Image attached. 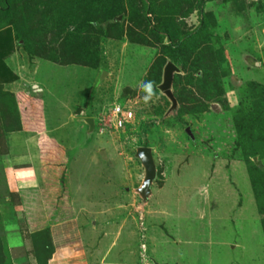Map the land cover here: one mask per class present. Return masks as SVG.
Returning <instances> with one entry per match:
<instances>
[{
    "label": "rangeland",
    "instance_id": "1",
    "mask_svg": "<svg viewBox=\"0 0 264 264\" xmlns=\"http://www.w3.org/2000/svg\"><path fill=\"white\" fill-rule=\"evenodd\" d=\"M51 1L15 3L19 9L32 4L21 9L17 24L32 52L0 19V264L25 249L36 259L32 234L39 230L24 218L16 229L12 213L22 201L15 181L28 177L50 190L68 182L77 212L71 237L55 243L50 233L55 249L47 264H62V256L67 264H86L85 254L94 259L87 264H264V146L250 128L241 142L237 137L238 124L264 99V0H167L163 6L162 0H109L122 29L96 39L92 32L77 34L85 14L99 13L96 0ZM157 20L197 36V62L205 54L216 61L219 49L225 55L216 96L200 95L199 85L187 82L188 69L174 73L183 95L192 98L190 112H180L176 100L167 113L171 102L159 89L150 97L143 93L162 58L150 31ZM129 34L144 40L134 42ZM85 61L94 65L78 64ZM118 104L134 116L119 128L111 119ZM86 118H93L92 128ZM143 121L158 169L145 202L135 191L144 171L134 157ZM256 143L263 148L246 160L243 147ZM42 190L27 206L46 200L47 210L56 209L55 194ZM46 209L31 215L41 217ZM41 238L34 242L39 255L46 249ZM74 244L84 245L83 252Z\"/></svg>",
    "mask_w": 264,
    "mask_h": 264
},
{
    "label": "trees",
    "instance_id": "2",
    "mask_svg": "<svg viewBox=\"0 0 264 264\" xmlns=\"http://www.w3.org/2000/svg\"><path fill=\"white\" fill-rule=\"evenodd\" d=\"M115 3L117 0H114ZM143 1V0H142ZM163 5H167V0H162ZM171 1V0H170ZM16 2H20V0H2V8L0 9V19L2 21L8 22L10 25H12L15 29L16 36L20 41H23L24 48L32 52L36 48H34L32 51L29 47V40L24 39L23 34L19 33L17 30V24L22 20L23 21V11H21V6L19 5L20 9L15 5ZM109 0H96V7L99 9V13L95 15H90L89 17L86 16L85 14V21L83 24H80L77 27V34L80 32H92V34L95 36L93 38H97L98 36L105 38V37H111L114 35V31H117V34L115 35H120L119 31L121 28V23L123 21H113V18L116 16V12L118 11L117 9L114 10L111 6H109L108 3ZM52 3L51 0H47V4ZM34 4V1H33ZM32 4L24 2V7L27 9L30 7ZM22 9V10H25ZM150 11H153L149 9ZM26 11V10H25ZM153 12L158 13V11L154 10ZM154 13V14H156ZM83 18V19H84ZM124 18V15H123ZM128 18V21L134 24V26H138V20L131 17V16H126ZM147 23L149 22L148 19H146ZM2 22V23H3ZM146 23V24H147ZM144 24V26L146 25ZM85 29V30H84ZM131 29V28H130ZM151 36L155 37L157 41H160L159 44L161 45V52H162V58L159 57L160 59L157 60V62L154 64V81H152V88L151 92L152 95H155L158 93V89L156 85L160 82L161 80V70L162 66L167 62L171 61L176 67L180 68L181 70L183 68L188 69V73H191L190 79L187 81L190 84L195 85L197 88L199 85L198 91L200 92V95H210V96H216L218 95V92L221 91L222 87V79L224 77L222 70V64L224 65L225 62V55L222 54L223 52L219 49L215 51L214 55L217 57L216 61L215 60H210L207 59L210 56H207L205 54V57L201 59L200 62H197L195 60V57L192 58V53L195 50V46L197 44V39L194 34L186 33V32H179L173 28V26H167L165 21L162 20H157V24L154 26H151ZM122 32V31H121ZM130 39L134 42L140 43L144 40V36L142 34H136L137 39H134L133 34H129ZM97 36V37H96ZM114 36V37H117ZM163 40L164 43H163ZM95 41V40H94ZM96 43V41H95ZM189 45V46H188ZM44 46V45H43ZM188 46V47H187ZM198 47V46H197ZM47 47H45L46 50ZM199 48V47H198ZM210 52V51H209ZM45 53V51H43ZM46 55V54H44ZM165 57V59H163ZM44 58V57H43ZM52 61L57 62L56 58H52ZM78 64L81 65H94V63L90 62H80ZM198 73V74H197ZM194 74H197L196 76H193ZM172 89H173V95L175 99L179 103V108L180 112H190V107L187 106L189 101H192V98H189V96L183 95V88H182V81L181 77L179 74H174L173 76V83H172ZM190 92V91H189ZM143 93H148L146 90ZM264 99L262 98L260 100V103L257 104L256 109L248 113V116L243 119L242 124H238V132H237V137H238V143L239 141L244 138L242 137L244 135V132L247 131V129H251V131H258L257 133L259 136L257 137L260 142H262V146H264V102L262 103ZM193 110L199 108V106L192 105ZM158 111L163 113V110L160 108H157ZM17 118V115L15 119ZM174 118L178 123L182 125V127L186 128L187 127V122L182 120V118L178 115L175 114ZM126 124V123H125ZM237 126V125H236ZM140 131L138 132L139 140H138V146H149L146 138H145V132L147 130V122L143 121L140 126ZM261 146V148H263ZM244 148V156L246 160L250 161V158L255 157L258 155V152L261 148H259L258 143L251 145V146H246ZM252 163H256L255 161L252 160ZM249 171H251V168H248ZM252 173V172H250ZM157 175H158V169H157ZM253 179V175L250 174ZM39 234V237H42L41 240L44 238L45 244H46V249L45 252H41L40 255L38 253V250L35 248L34 242H35V236ZM33 237V247H34V254L36 255V259L38 264H47L48 259L53 252V245L50 239V231L48 228L41 229L39 231H36L35 233L32 234ZM45 253V256H44Z\"/></svg>",
    "mask_w": 264,
    "mask_h": 264
},
{
    "label": "crops",
    "instance_id": "3",
    "mask_svg": "<svg viewBox=\"0 0 264 264\" xmlns=\"http://www.w3.org/2000/svg\"><path fill=\"white\" fill-rule=\"evenodd\" d=\"M13 167H22L21 170L20 169H16V170H20V171H24L25 169L23 165H18L16 163H10ZM17 171V172H20ZM29 172V171H26ZM30 179V181L34 180V177H28V178H20L19 180L15 181L16 186L20 187L21 189H17L21 198V205H20V210H15L14 208H12V213L14 214L15 218H16V222H17V226L16 229L18 228L19 225V220L23 219L25 220V222H27L28 225H30V227L32 226V228H34V230H41L44 228H49L50 233L52 234L53 238H54V242L57 243V241H60L62 238H65L67 236H70V234L68 233H74V226H75V222H76V216L77 212L76 208L74 207L73 203H72V198H71V193L70 190L66 189L67 183H61L63 186L61 187L58 184H54V185H50L51 190L48 187H45L44 185L38 183L36 180L35 183H22L20 184L21 181L24 180H28ZM27 184H31L33 190L31 191H27ZM24 186H26V188H24ZM46 188V192L49 194L54 193L56 196V203H57V208L54 209L51 204L50 207H52L51 209L47 210L46 206H47V202L40 200L39 202H37V204L35 206L32 207H28V202L30 201L29 198L35 197V195H38L39 192L42 193V189ZM36 208L39 209H46V212L44 213L43 216L38 217L36 215V213L32 216V211L35 210ZM52 210V211H50ZM37 220V223H36ZM37 227L35 228L34 226ZM19 231V230H17ZM8 239V238H6ZM75 249L79 250V252H83V247L84 245H79V244H74ZM83 246V247H82ZM23 249L25 248V244H22L21 246ZM86 247V246H85ZM10 249V247H8ZM87 248V247H86ZM55 249V248H54ZM72 250V248L70 249ZM88 250V249H86ZM11 251V250H10ZM13 251V248H12ZM58 251V247H56V250ZM55 252L53 255V259H55L56 256ZM31 253L27 252V250L25 249L24 252H22V254H20V252L11 257L13 259L10 260V262L12 264H33V261L36 262V259L33 255L30 256ZM65 256H62V258L59 260L62 262V264H67L68 261L65 260ZM84 262H86V264L89 261H92L94 259L89 258L86 254L85 257H83ZM10 263V264H11ZM70 263V262H69ZM71 264V263H70Z\"/></svg>",
    "mask_w": 264,
    "mask_h": 264
},
{
    "label": "water",
    "instance_id": "4",
    "mask_svg": "<svg viewBox=\"0 0 264 264\" xmlns=\"http://www.w3.org/2000/svg\"><path fill=\"white\" fill-rule=\"evenodd\" d=\"M175 72H178L176 67L171 61H167L162 70L161 82L157 85L160 90L171 102L168 112L174 111L177 107L176 99L172 93V80ZM86 123L90 128L94 125L93 118H86ZM134 157L137 158L143 167L144 175L141 184L135 189L141 200L145 202L151 194V185L156 178V165L152 155V149L149 146H137L134 152Z\"/></svg>",
    "mask_w": 264,
    "mask_h": 264
},
{
    "label": "built area",
    "instance_id": "5",
    "mask_svg": "<svg viewBox=\"0 0 264 264\" xmlns=\"http://www.w3.org/2000/svg\"><path fill=\"white\" fill-rule=\"evenodd\" d=\"M112 109L111 119L114 127H122L124 123L129 122L133 117L132 111L120 104L115 105Z\"/></svg>",
    "mask_w": 264,
    "mask_h": 264
},
{
    "label": "clouds",
    "instance_id": "6",
    "mask_svg": "<svg viewBox=\"0 0 264 264\" xmlns=\"http://www.w3.org/2000/svg\"><path fill=\"white\" fill-rule=\"evenodd\" d=\"M151 88H152V86H151V84L149 83V84H146V85H144V89L148 92V94H149V97L151 96V94H152V92H151ZM148 97H146V99H147ZM134 117V116H133ZM128 123H131V121L129 120V122H126V124H128ZM125 124V123H124ZM123 127V126H122ZM156 176H157V173H156ZM154 182V181H153ZM152 192V191H151Z\"/></svg>",
    "mask_w": 264,
    "mask_h": 264
}]
</instances>
